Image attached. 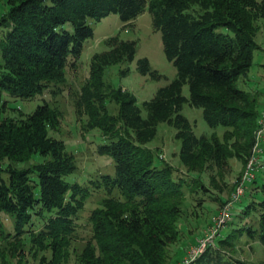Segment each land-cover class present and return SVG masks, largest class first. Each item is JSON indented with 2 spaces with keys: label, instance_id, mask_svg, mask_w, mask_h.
Wrapping results in <instances>:
<instances>
[{
  "label": "trees",
  "instance_id": "obj_1",
  "mask_svg": "<svg viewBox=\"0 0 264 264\" xmlns=\"http://www.w3.org/2000/svg\"><path fill=\"white\" fill-rule=\"evenodd\" d=\"M3 8L0 230L3 221L14 219L13 234L3 236L21 242L28 234L31 245L51 251L49 261L42 257L43 264H66L71 247L82 239V264H169L168 248L179 238L185 203L191 199L202 206L212 196L202 175L210 172L215 184V175L230 159L246 164L255 145L264 146L257 138L264 109H259L258 96L239 83L260 49L256 35L258 21H264V0H5ZM146 11L176 76L139 104L130 90L110 89L104 81L109 66L135 60L138 40L109 36L106 49L92 55L77 109L87 117L86 129L100 130L97 150L112 159L113 173L91 180L106 198L92 210L90 237L81 238L80 215L91 191L70 181L78 165L58 136L62 112L46 98L27 113L13 103L61 94L66 70L78 67L86 41L94 36L93 24L110 14L129 23ZM137 70L154 80L165 77L146 56L137 60ZM107 100L117 104L116 113L106 108ZM185 104L203 110L211 136L196 134L183 113ZM161 123L176 129L187 174L169 163L158 164V152L149 147ZM241 215L250 221L223 235L220 230L214 243L188 264H264L240 259L233 250L244 234L264 245V199L250 200ZM34 216L41 227L33 225Z\"/></svg>",
  "mask_w": 264,
  "mask_h": 264
},
{
  "label": "rangeland",
  "instance_id": "obj_2",
  "mask_svg": "<svg viewBox=\"0 0 264 264\" xmlns=\"http://www.w3.org/2000/svg\"><path fill=\"white\" fill-rule=\"evenodd\" d=\"M4 5L5 0H0V12L3 11ZM258 25L256 41L260 49L254 52V64L248 75L243 77L239 83L241 87L258 96L259 109L262 111L264 109V21L259 20ZM93 26L95 28L94 36L86 41L78 67L74 70H66L67 80L60 85L63 91L61 94L57 96L52 93L40 95L34 100H18L13 103V107L22 109L27 113L33 111L46 98L52 104L57 105L62 112L58 136L65 141L67 149L74 153L78 165L76 171L71 175L70 181L82 182L91 191L80 215L82 226L79 233L81 238L86 239L91 235L89 233L91 228L89 218L92 210L106 198L105 191L95 188L91 180L97 179L100 173L105 171L113 173L112 159L107 155L100 154L97 150L96 145L102 137L100 130L96 128L86 129L84 125L87 117L86 115L80 116L77 109L76 98L79 96L81 88L88 81L87 76L89 75V63L92 55L106 49L105 40L109 36L120 33L124 39L138 40V53L135 60L129 64L120 63L109 66L105 71L104 81L110 89L123 86L130 90L136 95L139 104L152 98L159 87L166 85L176 76L175 67L168 61L164 53L161 33L155 31L152 26V17L149 11L129 23L122 22L117 14H110ZM144 56L148 57L152 67L159 70L165 77L161 80H154L149 75L140 74L137 70V60ZM128 67L131 71L127 76H123L122 70ZM183 91L186 96H189L188 85L184 86ZM106 108L111 113H116L118 107L113 100H107ZM183 113L193 123L196 134L206 136L213 134V129L206 123L201 108L185 104ZM175 133L174 127L167 123H161L158 134L149 143V147L158 152V164L169 163L174 168L181 170L182 173L187 174L186 168L179 159L180 141L175 138ZM216 134L221 138L223 132L219 130ZM261 139L264 140V133ZM263 147L261 154L258 155L259 163L255 164L252 177L246 182L238 202L233 201L235 200L234 194L246 175L249 160L245 164L238 158L230 159L229 165L215 175V184L209 180L210 172L202 175L201 180L208 186L212 196L206 197L202 206L196 205L191 199L185 203L183 216L177 223L179 238L176 243L168 248L169 264H182L191 250L209 241L206 239L215 230L216 218L221 215L229 202L232 203L231 213L233 215L222 235L227 230L235 231L236 228L242 227L247 221H250L249 217H242L241 213L245 205L253 198L256 200L264 199ZM33 220L35 227L42 226L39 217L34 216ZM13 230L14 219L9 217L7 221H3V227L0 230V264H43L42 257L49 261L51 251L31 245L28 234L23 236L24 241L21 239V242L13 237L5 239L3 235L5 233L10 235L9 232L12 233ZM240 240L235 242L236 245L233 249L238 258L252 263L264 260V245L259 242L257 237H247L244 234ZM84 247L85 240L83 239L75 243L68 253L66 264H82L81 257Z\"/></svg>",
  "mask_w": 264,
  "mask_h": 264
},
{
  "label": "built area",
  "instance_id": "obj_3",
  "mask_svg": "<svg viewBox=\"0 0 264 264\" xmlns=\"http://www.w3.org/2000/svg\"><path fill=\"white\" fill-rule=\"evenodd\" d=\"M260 127L257 130V138L259 140H261L262 135L264 133V113L262 114V116L260 117ZM262 152V147L260 146L259 143H257L253 149V153L249 159L248 162V169L246 172L245 177L243 178L242 182L240 183V185L237 188V192L234 194V198L235 202H238L240 200V197L243 194L244 188H245V184L246 182H248L250 180V177H252V171L255 168V164L259 163L258 160V155L261 154ZM232 207V203H228L225 207L224 210L222 211L221 215H219L216 220H215V230L214 232L206 239L209 241L203 243L202 245H198L196 248H194L193 250H191V252H189V256L184 260V262L182 264H188L191 260H193L197 255H199L208 245L214 243L215 241V237L220 233V230H222L223 228H225L228 225V221L231 220L232 218V213H231V208ZM201 244V243H200Z\"/></svg>",
  "mask_w": 264,
  "mask_h": 264
}]
</instances>
